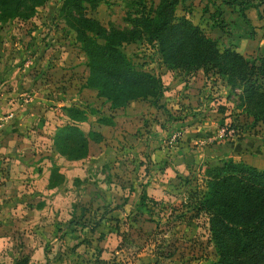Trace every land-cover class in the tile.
Masks as SVG:
<instances>
[{
  "label": "rangeland",
  "instance_id": "rangeland-1",
  "mask_svg": "<svg viewBox=\"0 0 264 264\" xmlns=\"http://www.w3.org/2000/svg\"><path fill=\"white\" fill-rule=\"evenodd\" d=\"M194 1L178 4L177 12L182 6L194 11L192 21L202 24L200 28L219 49L229 46L246 58L264 59L259 17L264 14V0ZM59 4L45 0L22 5L12 16L0 13V74L9 71L10 75L0 76V87H31L15 97L42 98L43 105L26 123L30 151H50V134L67 118L63 106L86 111V118L76 122L85 135L102 132L99 140L88 139L82 158L68 162L56 151L58 157L47 155L46 166L54 169L52 181L63 182L62 201L48 204L64 219L57 221L60 226H54V232L61 231L68 242L83 240L70 260L74 264H211L216 253L208 235V213L192 208L203 187V167L216 159L205 150L212 143L235 142L243 135L263 139L264 117L253 119L236 106L238 89L229 88L217 73L198 68L183 74L158 66L151 47L140 39L120 48L136 67L160 76L162 96L157 105L139 98L128 112L122 107L110 109L95 89L84 86L85 56L61 17ZM82 4L85 13L105 27L129 25L124 20L132 6L129 0H97L93 7ZM219 20L225 22L223 28L218 25L222 35L209 28ZM260 82L264 89V77ZM110 113L112 124L96 121L99 114ZM221 156L264 170V158L249 151ZM59 165L67 168L59 173ZM100 216L109 225L88 228Z\"/></svg>",
  "mask_w": 264,
  "mask_h": 264
},
{
  "label": "trees",
  "instance_id": "trees-1",
  "mask_svg": "<svg viewBox=\"0 0 264 264\" xmlns=\"http://www.w3.org/2000/svg\"><path fill=\"white\" fill-rule=\"evenodd\" d=\"M44 1L0 0V13L4 17L12 16L22 5H40ZM130 1L132 6L129 4L124 16L129 25L118 28L105 27L85 13L82 3L87 2L93 7L97 0H59L61 17L73 30L85 56L84 86L95 89L109 102L110 109L122 107L136 98H148L152 105H157L162 96L160 76L136 67L120 48L122 43L140 39L151 47L158 66L177 69L183 74L198 68L217 73L229 88L238 89L234 100L236 106L253 119L264 117V89L260 82L264 77L263 58L257 61L246 58L229 46L219 49L215 39L192 21L190 10L182 6V12H177L178 4L185 0ZM259 17L260 27L264 30V14ZM218 22L216 25L212 22V25L223 28L225 22ZM63 109L67 118L53 132L52 147L68 159L82 158L87 152L88 139L99 140L102 135L93 130L87 136L78 127L76 122L87 116L83 108L71 105L63 106ZM94 112L90 110V113ZM96 121L110 125L113 116L111 113L99 114ZM238 137L235 142L212 143L205 150L216 159L204 165L203 187L192 203L195 212L208 213V235L216 253L211 264H264V170L241 159L221 156L249 150L264 157V138ZM53 172L51 169L50 183L54 182ZM104 221L100 216L88 228L109 225ZM80 239L73 245L83 241Z\"/></svg>",
  "mask_w": 264,
  "mask_h": 264
},
{
  "label": "crops",
  "instance_id": "crops-1",
  "mask_svg": "<svg viewBox=\"0 0 264 264\" xmlns=\"http://www.w3.org/2000/svg\"><path fill=\"white\" fill-rule=\"evenodd\" d=\"M209 28L213 33L223 34L212 24ZM0 76L2 79L10 77L9 71ZM4 86L0 87V264H74L70 260L71 253L77 252L79 246H73L75 241L68 242L61 231L54 232V226H60L57 221L64 219L51 212L48 206L53 201L59 204L62 201L60 196H63V182L50 183V169L46 166L47 155L58 154L51 145L50 151L45 153L40 148L30 151L28 133H24L31 115L43 105L42 98L39 96L33 101L30 95L27 100L16 98L15 93L22 96L26 91L30 92L31 87ZM137 100L139 98L128 101L122 111H130ZM246 151L249 150L237 156ZM58 156L72 161L63 155ZM65 168L59 165L57 171L62 173ZM65 226L63 224V228Z\"/></svg>",
  "mask_w": 264,
  "mask_h": 264
}]
</instances>
